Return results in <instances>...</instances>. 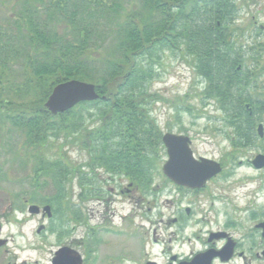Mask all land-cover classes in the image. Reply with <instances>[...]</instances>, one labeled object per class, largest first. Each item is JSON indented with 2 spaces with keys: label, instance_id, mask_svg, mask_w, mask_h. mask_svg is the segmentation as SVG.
Returning a JSON list of instances; mask_svg holds the SVG:
<instances>
[{
  "label": "trees",
  "instance_id": "trees-1",
  "mask_svg": "<svg viewBox=\"0 0 264 264\" xmlns=\"http://www.w3.org/2000/svg\"><path fill=\"white\" fill-rule=\"evenodd\" d=\"M128 1L126 7L120 0H19L17 19L0 28L1 128L17 129L26 149H45L55 140L77 144L88 153L89 170L103 168L149 189L163 133L147 108L160 97L147 84L161 52L183 47L207 84L203 98L216 99L225 120L237 126L238 141L231 142L251 146L250 138L259 140L264 103L256 92L264 49L253 48L246 66L243 44L235 40L240 36L231 29L237 0H192V8L189 0ZM173 3L179 5L176 12ZM72 79L94 83L100 98L52 114L45 102L56 85ZM7 84L25 99L4 97ZM33 157L35 189L20 201L40 200L58 211L62 190L43 196L39 189L48 177L63 186L80 167L43 151ZM81 176L91 182L88 172Z\"/></svg>",
  "mask_w": 264,
  "mask_h": 264
},
{
  "label": "rangeland",
  "instance_id": "rangeland-1",
  "mask_svg": "<svg viewBox=\"0 0 264 264\" xmlns=\"http://www.w3.org/2000/svg\"><path fill=\"white\" fill-rule=\"evenodd\" d=\"M18 1L0 0V28L17 19L15 12L19 9ZM120 1L126 7L129 6L128 0ZM237 6L231 29H235L240 36L235 40L243 44L244 63L248 66L252 49H264V29L261 28L264 26V0H237ZM108 47H111L110 40L102 52L106 54ZM183 49L182 47L181 51H174L165 48V51L161 52L160 59L154 66V77L147 84V91L157 94L160 99L151 100L147 108L162 133L172 132L189 136L194 155L197 158L203 156L220 162L223 172L210 180L199 193L179 190L163 174L162 168L168 159L163 145L156 163L157 171L154 173L152 186L149 189L141 186L146 192L144 209L137 208L135 212L129 198L111 193L109 196L113 200L107 207L105 202L100 204L95 199L94 191L101 186L100 192H105L107 187L115 186L112 182H99L101 177L109 179L108 176L112 173L103 168L95 172L89 170L85 164L88 153L79 145L63 146L61 140H55L45 149H26L23 146L25 138L17 129L10 125L6 128L0 126V214H6L9 220L6 219V230L23 233L26 237L36 232L38 218L32 216L20 200L34 192L30 178L37 164L33 154L38 151H43L52 160H63L66 165H78L82 173L88 172L92 175L91 182L83 181L81 176L82 187L85 189L81 207L83 217H87L91 225L109 226L111 234L103 231L107 234L103 236L106 242L100 259L102 264H136L139 263L138 260L145 259L146 254L155 255L163 248H168L172 233L176 231L168 222L176 216L179 206L192 207V223L204 218V223L193 225L187 232H193L199 227L213 231L226 227L231 232L242 233L252 231L255 223L264 220V169L258 171L249 163L250 159L262 152L260 148L264 146V141L250 138L253 144L251 146L244 143L235 146L231 142L232 139L238 141L237 126L225 120L226 113L216 99L207 101L203 98L207 84L195 70L193 56L184 54ZM259 56V91L256 93L264 103V51ZM15 69L19 71L20 68L16 65ZM17 80L20 81L19 78ZM5 86L4 97L25 99L11 92V85ZM260 123L264 126V114ZM239 161L243 163L239 164ZM78 176L76 170L75 176L68 177L62 184L66 190L63 186L56 187L48 177V184L39 189V194L53 196L56 189H61L58 198L60 200V195H65V202L70 204L66 207L69 211L67 214L70 215L69 213L74 211V201L79 191ZM39 201L35 204H41ZM59 213L58 207L53 217L59 218ZM205 222L207 226H204ZM230 222H237L238 227L232 229L231 225L225 226ZM88 232L83 226L82 234L85 236ZM112 232H123L126 236L117 237ZM137 233L141 234L140 240L136 239L137 236L132 237ZM128 237L129 241L126 242ZM153 237L161 240V245L151 244Z\"/></svg>",
  "mask_w": 264,
  "mask_h": 264
},
{
  "label": "flooded vegetation",
  "instance_id": "flooded-vegetation-1",
  "mask_svg": "<svg viewBox=\"0 0 264 264\" xmlns=\"http://www.w3.org/2000/svg\"><path fill=\"white\" fill-rule=\"evenodd\" d=\"M191 1H188L190 7ZM178 7L177 3H173L175 12ZM261 28L264 29V26H261ZM238 69H241V67L238 66ZM260 124L258 123V126ZM258 126L256 127V133L259 135ZM259 140L264 141V134L263 137L259 135ZM260 149L262 152L249 160L252 166L253 160L259 154H264V146ZM242 163V161H239V164ZM255 169L259 171L264 168ZM108 177L109 179H102L101 177L99 182H112L115 186L107 187L105 192H100V186L94 191L96 192V198H92H95L100 204L105 202L108 207L109 202L113 200L109 196V193H111L118 197L129 198L130 203H133L134 211L137 208L144 209L146 196L144 188L130 181L124 175L109 174ZM77 178L79 191L74 201V211L69 213L70 215L67 214L69 211L66 207L69 203L65 202V195H60L59 218L53 217L56 212L55 206L49 203L38 204L42 208L40 213L32 215L38 218V227L36 232L29 237L20 232L13 233L6 230L7 216L4 213L0 214V264H102L100 259L106 242L103 236L107 233L111 234V232H109V226L91 225L87 217H83L81 206L85 189L82 187L81 171ZM173 184L179 190L184 189L195 193L201 192L206 187L191 189ZM63 189L66 190V187L63 186ZM24 203L23 205L27 208L33 204L27 200ZM47 205L51 206L52 215L43 211V208ZM149 210H151V207ZM193 213L191 206H179L176 216L168 222L176 229L168 243L169 247L163 248L155 255L146 254L145 259L138 260L139 263L136 262V264H264V228L259 226L264 220L255 223L252 231L242 233L231 232L226 227L216 231L199 227L195 228L193 232H187L188 229H192L193 225L204 223V218L192 223L191 215ZM229 225L232 229L238 227L237 222H230L225 226ZM83 226L86 231L89 230L88 233H85V236L82 234ZM204 226H207V223ZM103 231H107V233H103ZM123 232H112V234H116L117 237L126 236ZM136 236V239L140 240L141 234L132 235L133 238ZM125 240L126 242L129 241V237ZM150 241L154 245H161L162 242L156 237L151 238Z\"/></svg>",
  "mask_w": 264,
  "mask_h": 264
},
{
  "label": "water",
  "instance_id": "water-1",
  "mask_svg": "<svg viewBox=\"0 0 264 264\" xmlns=\"http://www.w3.org/2000/svg\"><path fill=\"white\" fill-rule=\"evenodd\" d=\"M240 67V66H239ZM100 97L97 86L94 83L72 79L56 85L45 102V107L52 114L57 115L67 112L76 105L94 101ZM263 124L258 126V132L263 137ZM168 159L163 165L164 175L177 185L191 189L205 187L209 180L223 171L221 163L216 160L194 155L191 147L192 140L183 134L166 133L163 136ZM253 165L257 169L264 168V154H259ZM40 206L33 204L29 207L31 214H38ZM44 212L51 215V207L45 206ZM264 228V222L259 225Z\"/></svg>",
  "mask_w": 264,
  "mask_h": 264
}]
</instances>
